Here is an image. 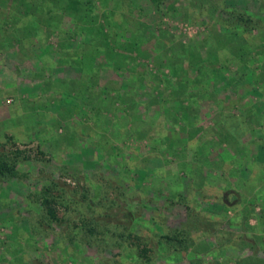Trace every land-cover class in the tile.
<instances>
[{"label": "rangeland", "instance_id": "1", "mask_svg": "<svg viewBox=\"0 0 264 264\" xmlns=\"http://www.w3.org/2000/svg\"><path fill=\"white\" fill-rule=\"evenodd\" d=\"M263 54L264 0H0V264H264Z\"/></svg>", "mask_w": 264, "mask_h": 264}, {"label": "trees", "instance_id": "2", "mask_svg": "<svg viewBox=\"0 0 264 264\" xmlns=\"http://www.w3.org/2000/svg\"><path fill=\"white\" fill-rule=\"evenodd\" d=\"M262 59L264 60V54L262 55ZM0 174L2 176H7V175L11 176V175L16 174L15 160L14 162L10 163V161L4 155H1L0 156ZM41 199H42L43 205L45 206L48 216L51 219H56L57 217L56 211L54 207L52 206V201H54L53 198L47 195L46 193H44Z\"/></svg>", "mask_w": 264, "mask_h": 264}]
</instances>
